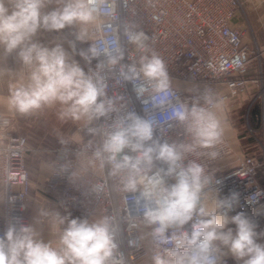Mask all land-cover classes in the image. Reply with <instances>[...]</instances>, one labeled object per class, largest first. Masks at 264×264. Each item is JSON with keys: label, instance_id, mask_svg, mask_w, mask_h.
I'll return each instance as SVG.
<instances>
[{"label": "clouds", "instance_id": "clouds-1", "mask_svg": "<svg viewBox=\"0 0 264 264\" xmlns=\"http://www.w3.org/2000/svg\"><path fill=\"white\" fill-rule=\"evenodd\" d=\"M117 8L118 0H0V54L28 69L25 82L9 86V109L24 116L59 105L61 121L111 119L107 126L89 129L101 137L93 156L121 191L131 194L141 223L150 229L152 264H227V256L239 264H264V230L253 218L264 215V206L252 215L237 211V191L215 196L209 205L213 177L197 159H187L196 149L206 150L209 158L218 155L213 149L223 135L218 113L224 98L197 89L190 99H178L148 36L135 23L118 22ZM65 28L73 30V40L45 44L36 39L41 30ZM101 33L102 39H92ZM121 37L139 53L134 62H123ZM90 40L86 49L77 48V42ZM110 79L121 86L131 83L144 115L124 111L122 95H108ZM157 110L167 111V129L175 122L190 142L157 135L162 128ZM49 217L58 228L55 241H45L37 228ZM119 232L107 215L74 218L70 212L39 210L30 224L13 216L0 232V264H125Z\"/></svg>", "mask_w": 264, "mask_h": 264}, {"label": "built area", "instance_id": "built-area-1", "mask_svg": "<svg viewBox=\"0 0 264 264\" xmlns=\"http://www.w3.org/2000/svg\"><path fill=\"white\" fill-rule=\"evenodd\" d=\"M242 10V0H128L127 6L123 0H118L117 8L118 22L135 23L138 30L148 36L150 48L167 66L178 99H190L193 90L209 89L224 98V103L246 92L249 83L258 81L255 73L248 77L250 64L255 58L254 51L244 42L245 29L234 22ZM102 38L103 33L92 37L94 41ZM121 43L126 48L123 62L137 60L139 53L123 37ZM95 63L93 61L92 66ZM83 66L87 71L89 66L85 62ZM108 95H122L126 103L124 111L135 110L144 115V106L136 98L131 83L121 86L110 79ZM154 115L162 124L157 135L169 142H190L183 128L175 122H172V129H167L164 124L167 111L157 110ZM110 123L111 119L94 120L93 127L101 128ZM10 124L9 117L0 115V232L13 216L30 224L27 216L31 190L26 161L29 151L27 137L19 133L14 135ZM77 129L82 130L81 127ZM100 139L99 134H94L81 141L61 143L49 150L52 172L42 191L57 201L61 214L70 212L74 218L89 219L104 215L113 217L120 226L117 242L125 264H140L144 260L152 264L150 229L141 223L131 194L122 192L118 182L109 177L108 168L101 167L93 156ZM213 150L218 153L215 158H209L204 154L206 150L202 149H196L187 157L197 159L213 177V185L207 195L209 205L213 197L237 191L240 193L237 211L252 215L255 208L264 206V185L259 180V175H264V150L262 160L244 156L233 164L229 159L234 152L224 129ZM216 180H221L222 184L217 185ZM97 185L99 190L94 191ZM217 188L218 192L213 190ZM253 197H256L255 201ZM10 198L14 199L9 202Z\"/></svg>", "mask_w": 264, "mask_h": 264}, {"label": "rangeland", "instance_id": "rangeland-1", "mask_svg": "<svg viewBox=\"0 0 264 264\" xmlns=\"http://www.w3.org/2000/svg\"><path fill=\"white\" fill-rule=\"evenodd\" d=\"M237 21H239L246 31L244 42L252 47L255 55L250 64L251 70L248 72V77L251 78V73H255L258 81L256 84L249 83L246 92L230 98L224 107V112L221 114L227 123L228 133L232 137L233 135L236 137H233L236 149L233 156L229 159V161H233V164L236 163L238 158L244 156H261L264 150V0H250L249 3L244 4L242 14H239ZM72 31L68 28L62 30L67 40L74 39V36L71 34ZM90 41L77 42V48L86 49L89 47ZM76 57L75 59L84 68V61L78 55ZM47 108L50 110L49 116L41 117V119L48 126L50 132L43 134L42 131L37 129L27 128L25 133H19L28 136L29 151L26 155L31 153L32 148L42 152V155L50 157L49 150L57 147L62 140L64 142L81 141L86 137L94 136L89 131L90 128H94L93 121L90 122L87 119L61 121L57 115L59 110L58 105L45 107V109ZM11 126L12 119L10 124V129L12 130ZM77 127H81L82 130H78ZM12 133L16 134L13 130ZM261 180L264 182V179ZM247 213L251 215L250 212ZM254 219L259 224L258 230H264V215ZM230 227L235 226L230 225ZM49 237L51 236L49 235ZM225 260L227 264H239L231 256L225 257Z\"/></svg>", "mask_w": 264, "mask_h": 264}, {"label": "crops", "instance_id": "crops-1", "mask_svg": "<svg viewBox=\"0 0 264 264\" xmlns=\"http://www.w3.org/2000/svg\"><path fill=\"white\" fill-rule=\"evenodd\" d=\"M242 2L244 5L246 3H249L250 0H242ZM237 20L238 18H236L234 22L240 25L239 21ZM36 39L45 44L67 41V38L62 31L60 33H56V32H47L41 30L38 33ZM65 47L67 48V43H65ZM27 77H28V69L25 68L18 59H15L14 57H4L2 54H0V115L7 116L12 119L11 128L16 133L17 132L25 133V130L27 128L37 129L39 131H42L43 134L46 132H50V130H48V126L41 119V117L49 116L50 110L48 108L47 109L43 108L29 115L21 116L15 113L14 111L10 110L8 107L7 98L9 95V86L12 84L23 83L27 80ZM226 104L227 101L224 103L223 109L218 114L220 115L226 137L228 138L234 152L236 148L234 146L235 141L233 140V137H235V135H233L232 137V135L228 133L227 123L224 121V118L221 116L222 112H224V107L226 106ZM36 117L39 118L37 119ZM61 124L65 126L63 122H61ZM26 137L28 142V136L26 135ZM1 141H2V137L0 136V142ZM30 152L31 153H28V155H26V161L29 168V181L31 188L29 201L27 205V216L29 218L30 223H32L34 217L37 215L39 210H49L51 212H55V211L60 212V210L57 201L54 198L45 195L42 191V188L46 180L48 179V177L52 172L51 157L42 155L41 154L42 152H39L32 148ZM256 158L262 160L263 154H261V156H258ZM261 179H264V175L262 174L259 175V180L261 184H264V182ZM1 208H2V190L0 185V213H1ZM37 228L41 232V236L45 241L48 240L55 241L57 239L58 228L57 226L54 225L52 217L45 219L43 223L37 225ZM49 235L51 237H49ZM140 264H147V262L146 260H144Z\"/></svg>", "mask_w": 264, "mask_h": 264}, {"label": "trees", "instance_id": "trees-1", "mask_svg": "<svg viewBox=\"0 0 264 264\" xmlns=\"http://www.w3.org/2000/svg\"><path fill=\"white\" fill-rule=\"evenodd\" d=\"M255 115H256V112H255Z\"/></svg>", "mask_w": 264, "mask_h": 264}]
</instances>
